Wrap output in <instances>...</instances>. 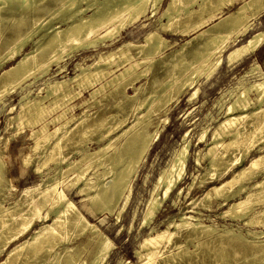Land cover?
<instances>
[{
	"label": "bare ground",
	"instance_id": "bare-ground-1",
	"mask_svg": "<svg viewBox=\"0 0 264 264\" xmlns=\"http://www.w3.org/2000/svg\"><path fill=\"white\" fill-rule=\"evenodd\" d=\"M162 1L0 0V68L15 61L0 74V106L15 91L24 92L19 111L9 118L7 126L17 119L18 127L24 123L39 127L31 132L32 151L38 155L32 172L42 178L41 184L21 191V197L27 198L23 209H19L22 206L18 202L11 203V207L8 203L6 207V193L13 186L4 177L1 147L0 256L3 253L5 256L0 264H16L19 259L23 260L22 264H29L41 254L47 255L43 261L49 264H84L78 255L74 256L70 242L86 232L96 238L97 245L89 264H102L111 243L87 221L64 189L76 188L91 214L111 215L122 210L138 165L149 153L158 133L150 129L153 116L180 93L193 90L202 75L208 77L222 54L227 64L232 65L264 45L262 28L228 52L231 45L251 33L252 21L264 15V0H168L157 25L144 34L142 42L126 41L115 51L97 55L91 64L77 65V73L71 78L44 81V87L37 88L36 96L31 98L32 93L26 88L51 75L53 67L61 74L67 60L75 55L94 53L107 43L113 44L123 31L142 18H153ZM237 1L240 3L235 12L224 13L227 6ZM42 12L48 17L41 19ZM27 20L31 23L29 26ZM5 22H13V35L10 33L9 38V33L6 38L1 36ZM164 33L188 40L167 55L174 44L163 37ZM29 44L33 50L25 53ZM154 68L165 71L161 88H153L146 92L144 99L135 101L136 94L130 96L128 91H138L139 80ZM249 75H254L256 80L248 84L240 82L222 96V101L225 99L220 105L222 120L210 133V147L204 155L208 159L207 168L198 180L200 186L217 185L206 191L197 205L208 209L212 206L210 199L215 200L219 208L227 207L220 219L229 218L236 225L224 224L218 229L207 215L192 211L180 213L177 221L167 224L165 230L155 229L153 235L143 240L141 249L135 252L138 264H176L202 253L211 264H264V233L249 229L243 233L239 226L240 223L244 227H264V73L252 64L241 79ZM90 91V99L78 106L86 108L83 115L68 116L76 106L73 104L84 92ZM197 91H193L191 98ZM109 98L116 101L117 107L132 101L128 107L134 116L130 125L126 124L128 113L114 116L106 111L95 117L94 112L87 114L89 109ZM143 107L145 111L141 112ZM15 110L12 107L9 113ZM50 125L54 126L53 130L49 129ZM93 132H97L93 139L97 148L91 151L87 144L92 141L90 133ZM205 133L202 132L198 142H202ZM10 138L4 140V146ZM67 144L73 148L63 154ZM188 144L180 147L168 169L157 179L156 187L162 185L163 198L177 189ZM253 152L256 156L251 157ZM246 159L249 160L244 164ZM33 160L32 155H25L21 165L30 167ZM200 163L197 157L195 165ZM49 164L55 167L54 173L42 174L41 170ZM106 177L110 178L108 182H104ZM158 206L152 198L146 207L143 225L151 221ZM37 223L43 224L33 231ZM30 233L28 239L9 249L10 244ZM189 244L193 251L186 247Z\"/></svg>",
	"mask_w": 264,
	"mask_h": 264
},
{
	"label": "rangeland",
	"instance_id": "rangeland-1",
	"mask_svg": "<svg viewBox=\"0 0 264 264\" xmlns=\"http://www.w3.org/2000/svg\"><path fill=\"white\" fill-rule=\"evenodd\" d=\"M167 2L168 0L162 1V3L160 4L157 10L156 15L153 18L149 19L146 16L142 18L139 23L123 31L121 36L118 38V40L115 41L113 44L107 43L106 47L99 48L97 52L89 53L86 55L79 53L75 55L71 60H67V62L65 63L64 71L61 74H57L56 67H53L51 75L46 76L42 80H38L33 85H31L30 88H26L27 91L28 90L31 91L32 93L31 98L36 96L35 90L37 88L44 87L43 85L44 81L48 79H50L49 81H52V79L61 80V79L71 78L77 73V68H76L77 65L91 64L93 60L97 57V55L115 51L119 47H121L126 41H131L135 43L142 42L143 41L142 38L144 34L147 33L148 31L153 30L157 25L158 18L161 12L163 11L164 7L166 6ZM239 3L240 1H237L232 6H227L224 13L231 14L235 12L238 8ZM45 13L46 12L41 13L40 15L41 19H45L48 17V14L44 15ZM54 17L56 18L58 16H54ZM28 20L30 22V18ZM28 20H27V24L29 26L31 23H28ZM57 21L55 20L54 22ZM212 21L214 20L212 19L211 21L208 22V24L211 23ZM10 23L5 22L3 24L5 26L2 25V27L4 28V30L2 28L3 31L1 32L2 38H6L5 35H7L8 33L9 34L7 35V38H9L11 34L13 35L12 33L14 29L12 26L13 22ZM252 23H253L252 25L253 30L251 31V33L247 37L241 39V41L235 43V45L233 46L231 45L228 52L244 44L246 39L252 33L264 28V15L262 14L261 16H259V18L255 21H252ZM24 29L26 30V27H23L22 31H25ZM162 35L169 42L174 44V47L169 51H167L166 53L167 55H170L171 52L179 49L180 45H182L188 40V38L186 37H177V36L171 37L168 33H164ZM192 43L194 44V41ZM189 47L190 45L188 46V48ZM32 50H33V45L29 44L25 49V53H29ZM14 64L15 61H11L5 64L3 67L0 68V74L2 73L3 70L13 66ZM252 64L258 65L261 72L264 73V45L260 49H258V51L256 50L254 54L246 56L237 63H234L232 65L227 64V62L225 61V55L222 54L218 66L215 67L214 71L208 77L202 75L197 80L193 90H188L186 92L180 93L178 96L171 99L164 106L163 109H161L158 113L155 114V116H153L152 118L153 125L150 129L152 131L157 130L158 133L156 138L154 139L155 141L152 142L149 153L145 158L141 160V162L138 165L137 172L134 175L131 184L129 186V189L126 193L127 200L122 210L120 211L117 210L111 215L91 214L85 208L84 206L85 203L82 202L83 196L77 194L76 188L64 189V193L67 196V198L76 207L80 209V211L83 213L87 221L90 224L94 225L99 230V232L105 238H107L111 243V248L109 249V252L102 264H138L139 261L135 255V252L141 249L139 247L141 246L143 240L147 236L153 235L155 229L158 231L165 230L167 224L169 225L170 223L177 221L178 217L180 216V213H186L192 211L193 213L207 215L215 224V226L218 227V229H220V226L224 224L236 225V222H232L229 218H224V220L220 219L221 214L227 210V207L225 206L219 208L215 200L210 199V202H212L211 203L212 206L208 209H204L199 205H197V202L201 200L204 193L210 190L211 187L217 185V183H213V184L207 183L205 185L200 186L199 185L200 181L198 180H201L203 176L202 174H204L207 168L208 159L204 157V155L206 154V152L210 147L208 145L209 143L208 139L210 133L222 120L221 119L222 109H220V105L225 101V99L222 101V96L226 95L227 92H229L231 89L237 87L240 82H243L244 84H248L256 80L254 75H249L241 79V76ZM154 69L151 70L146 76H144L143 77L144 79L141 78L139 80V82L136 85V88L139 89L138 91H136L137 93L133 89H130L128 91V94L130 96L136 94L137 97L135 96V101L138 102L144 99L146 96V92L148 93L153 88H157V87H159V89L161 88L160 85L162 83L161 81H163V79L165 78L164 75L165 71L163 69L160 71H157L156 68ZM32 81L33 80H31V82ZM195 89H198V91L196 95L191 98V94ZM76 91L78 90L76 89L75 92ZM90 93L91 91L84 92L83 97L77 100L73 104L76 106L74 107L73 110H71V112H68L67 115L68 116L73 115L76 117L82 116L83 115L82 112L86 108H79L78 106L80 105L81 101H88L90 99L89 96ZM23 95H24L23 91L17 90L14 93H12L10 96L6 97V99L3 100L4 105L2 104L0 106V139H3L0 140V149L1 147H3L4 165H5L4 177L13 186L11 192L9 189V192L6 193L7 196L5 197L6 201L4 205L8 207V203H9L11 207L13 205L11 203L18 202V206L19 207L22 206V208L19 209H23L24 205L27 203V198L21 197V191L27 188H33L41 184L40 180H42V178L39 175L32 172L34 171L38 163L37 160L38 155H35L32 151L34 140L31 138V132L38 130L39 127L32 128L31 126H28L25 123L24 125H26L27 127L24 125L18 127L17 119H15L12 122L10 121V123H8L9 126H7V122L9 118H13L17 115V112L19 111V107H20V100ZM141 95H143V97ZM251 97L254 98V95L251 94ZM131 103L132 101H126V104H121L122 106H118L119 107L118 109V107L116 106V101L109 98L108 101L106 100L100 106H96L93 107L92 109H89L87 114H92V112H94L95 114L93 115V117H95L96 114L99 115L104 112L105 113L108 112L107 114L112 113L111 115L114 116L115 115L123 116L126 113H128L126 124L130 125L134 118L132 113L131 112L129 113L130 109L128 107H131L132 105ZM12 107L15 108L16 110L13 111L12 113H9V109ZM144 111H145L144 107L141 108V112ZM53 127H54L53 125H50L49 129L53 130L54 129ZM205 131L206 133L204 135L202 142L201 143L198 142L199 136L202 134V132ZM15 133L17 135H15ZM94 133L97 134V132L90 133V138L92 139V141L88 142L87 144L91 151L97 148V144L93 140L94 137L95 138L97 137ZM118 134H120V132ZM9 136H11V138L4 146L5 143L4 140ZM186 143L189 144L186 150V159L184 163V170L181 180L176 185L177 189L174 190L172 193H170L166 198H163L162 185H160V188L156 187L157 179L162 175L164 171L168 169L172 159L175 156V153L180 149V147H182ZM66 146H69L71 148L68 147L67 149ZM66 146L64 147L65 149L64 148L62 149L63 154H67L68 153L67 151L69 149H70L69 152H71V149L73 148L71 144L70 145L67 144ZM25 155H32L34 159L30 167L21 165L22 158ZM195 155L200 159L201 163L199 164V166H197V164L195 165L197 159ZM251 155H252L251 157H254L256 156V153L253 152ZM247 160L249 159H246L244 164L247 163ZM47 170L50 171L48 172ZM54 170L55 167L52 164H49V166L43 168L41 172H43L42 174L48 173L52 175L54 173ZM107 177L104 178L105 180L104 182H108L110 180V178ZM62 188H63L62 185H60V189ZM186 188L189 190H187ZM152 198L153 200H156L159 203L160 207L158 206L154 211V215L151 221L143 225V218L148 208L149 202L150 200H152ZM123 204L124 202H122L120 209L122 208ZM118 212L120 213L118 216H116ZM46 223H50V220L47 221ZM206 223L209 224V222L207 221ZM41 224L43 223H37L36 226L33 228V231L38 229L41 226ZM239 226L243 228L242 229L243 233H245V230L247 229L258 232L261 231L264 233V227H260V226L244 227L240 225V223ZM31 234L32 233L10 244L9 249L14 247L15 244H17L18 242L23 241L24 239H28ZM182 243H184V241H182ZM70 245L73 246L74 256L78 255L80 259L84 262V264H89L93 256V253L97 247L96 238L91 235L89 236V232H86L82 237H78L72 242H70ZM191 246H192L191 244L186 245V247L190 251H193L194 248ZM203 254L204 253L193 255L191 256V258H185L186 260L184 261L182 260V262L179 263L175 262V263L196 264L197 262V264H202V263L211 264L212 261L208 259L205 254L204 256H202ZM4 256L5 253H3L0 256V262L4 259ZM44 256L47 257V255L45 254L39 255L40 258L38 257L34 259L32 262H29V264H34L36 262H41L39 264H49V261L46 262L43 261L44 259H46ZM22 262L23 260L19 259L16 264H20V263L22 264ZM24 264H28V263H24Z\"/></svg>",
	"mask_w": 264,
	"mask_h": 264
}]
</instances>
